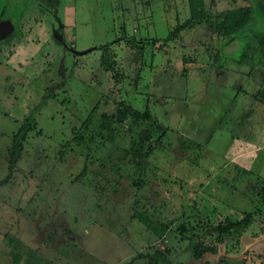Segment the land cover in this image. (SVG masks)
<instances>
[{
	"label": "rangeland",
	"instance_id": "1",
	"mask_svg": "<svg viewBox=\"0 0 264 264\" xmlns=\"http://www.w3.org/2000/svg\"><path fill=\"white\" fill-rule=\"evenodd\" d=\"M203 3L215 13L246 1ZM186 15L183 0H0V264L14 235L34 264H242L228 257L238 252L264 264L263 248L242 249L241 239L264 236V49L243 33L212 55L219 38L203 23L163 40ZM123 35L143 38L141 51ZM105 43L112 68L97 48ZM115 100L147 108L163 126L140 173L121 147L149 121L126 120L107 153L70 140L94 103L110 112ZM244 212L239 235L204 236L216 253L191 255L190 230Z\"/></svg>",
	"mask_w": 264,
	"mask_h": 264
},
{
	"label": "trees",
	"instance_id": "2",
	"mask_svg": "<svg viewBox=\"0 0 264 264\" xmlns=\"http://www.w3.org/2000/svg\"><path fill=\"white\" fill-rule=\"evenodd\" d=\"M183 1L185 3L187 15L168 31L163 40L172 39L175 34L183 28H190L195 24L203 23L219 38L216 50L212 55L220 53L224 45L243 33L254 35L257 39V46H259L260 49H264V33L254 27L255 17L259 16L261 23L262 21L264 22V0H245V4L228 7L215 13H210L205 10L203 0ZM120 37L122 42L128 43L130 48H135L136 52L141 51L142 45L138 43L142 42L143 38L139 37L135 39L133 36L127 37L124 35ZM120 37L116 39H120ZM97 48L104 52V54L100 56L102 62L106 66L112 68L113 61L110 60L112 51L111 48H109V43L100 44ZM108 51H110V53H108ZM262 85L264 86V80ZM113 103L115 105L114 110L110 112L102 110L98 113L96 112L97 105L94 103L89 112L79 121L78 125H73L71 127L70 140L75 145L84 146L86 149L94 145L95 151H98L99 154L101 151L107 153V144L111 143L113 136L119 131L118 128L123 126L126 120L138 124L143 121H149L151 126L144 125L135 130L127 141V145L121 147V158H125L123 160L124 164L128 165L133 173H140L144 171V168L147 166V158L152 149L156 146L157 139L160 133H162L163 126L151 116L147 108L138 110L121 100H115ZM31 120L30 117H26L24 122L21 123L12 134L11 142L7 148L8 163L12 164L19 155L22 147V140L24 139L26 131L30 128ZM153 129L159 131L154 138ZM106 157H109L108 154ZM7 177L8 174L0 179V183L4 182ZM262 215L264 216V211H262ZM250 218L251 214L249 212H244L237 218L223 217L221 221L216 224L203 222V227H201V229H196L194 231L190 230L188 236L189 239L193 241L191 245V255L198 258L204 252L216 253L215 245L210 242L208 244L204 243L203 237L207 236L210 240L214 239L215 242L220 243L224 236L230 235L231 233L239 235L247 226ZM195 222L196 223L192 225L199 224L198 221ZM181 225L182 222H180L179 226ZM198 230L200 231L198 232ZM180 232L183 236L182 230H180ZM224 257L227 256L224 254L219 256L217 263L222 262Z\"/></svg>",
	"mask_w": 264,
	"mask_h": 264
},
{
	"label": "crops",
	"instance_id": "3",
	"mask_svg": "<svg viewBox=\"0 0 264 264\" xmlns=\"http://www.w3.org/2000/svg\"><path fill=\"white\" fill-rule=\"evenodd\" d=\"M69 17H70V15L69 16H66V14H63V16H62V19L63 20L62 19H59L60 20V23L65 24L67 26V24H69V22H71V18H69ZM66 26H65V28H67ZM4 234H5V232H1V234H0V243L2 241H4V238H5V235ZM16 236L15 235L14 236H11V239L9 240V242L12 244L11 250H9V253L11 252L12 255H11V258L9 260H6L5 259V261H4L5 263L4 264H34V262L32 261V258L31 259L30 258L26 259V256H23V255L19 254L18 247H17L19 245H16L15 243H13V241H14L13 238L15 239ZM241 239L243 241L242 242L243 243L242 244L243 245L242 249L250 248V249H252V251L255 250L254 251L255 253L258 252V248H260V247L263 248L262 250H264V243L263 242H260L261 239L264 240V236H262V238L243 237ZM15 255H16V257H15ZM237 256H240L241 261H242V264H245L246 262L249 261V260H247V258H249V259H252L253 258L252 255L250 257H248L247 255L241 254V252H238L236 254L229 255L228 257H237ZM252 264H254V263H252Z\"/></svg>",
	"mask_w": 264,
	"mask_h": 264
},
{
	"label": "water",
	"instance_id": "4",
	"mask_svg": "<svg viewBox=\"0 0 264 264\" xmlns=\"http://www.w3.org/2000/svg\"><path fill=\"white\" fill-rule=\"evenodd\" d=\"M87 49H84V50H80V51H75L76 54H79V53H83L84 51H86ZM216 260H217V257H216ZM215 264V263H214Z\"/></svg>",
	"mask_w": 264,
	"mask_h": 264
},
{
	"label": "flooded vegetation",
	"instance_id": "5",
	"mask_svg": "<svg viewBox=\"0 0 264 264\" xmlns=\"http://www.w3.org/2000/svg\"><path fill=\"white\" fill-rule=\"evenodd\" d=\"M222 254H224V253H222Z\"/></svg>",
	"mask_w": 264,
	"mask_h": 264
}]
</instances>
